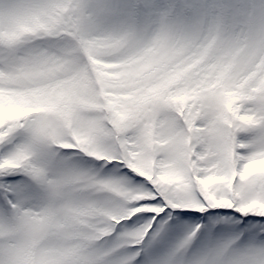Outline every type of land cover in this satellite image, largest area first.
<instances>
[{
  "label": "snow or ice",
  "instance_id": "obj_1",
  "mask_svg": "<svg viewBox=\"0 0 264 264\" xmlns=\"http://www.w3.org/2000/svg\"><path fill=\"white\" fill-rule=\"evenodd\" d=\"M226 10L225 0H17L0 13V113L39 106L38 68L73 70L72 50L61 47L65 40L87 44L91 56L95 48L125 45L140 21L167 27L193 15L219 23ZM95 105L93 112L102 116H85L82 109L64 115L60 109L54 119L44 113L0 119V190L6 205L0 264H134L120 258L119 250L142 241L157 217L154 236L170 227L166 209L232 208L264 217V168L256 167L264 163V61L250 60L215 81L146 89L120 111L123 119L106 99ZM101 137L111 146L106 154L111 160L93 155L103 147ZM66 143L96 161H118L145 183L58 161L54 148ZM149 157L151 179L131 167ZM16 173L30 183L10 187ZM169 173L181 182L161 183L158 178ZM138 192L149 198L135 199ZM138 213L148 214L142 225L117 231L121 220L142 219ZM258 231L264 232V223ZM230 250L233 264H264V236L259 243L225 240L211 255L220 258Z\"/></svg>",
  "mask_w": 264,
  "mask_h": 264
},
{
  "label": "clouds",
  "instance_id": "obj_2",
  "mask_svg": "<svg viewBox=\"0 0 264 264\" xmlns=\"http://www.w3.org/2000/svg\"><path fill=\"white\" fill-rule=\"evenodd\" d=\"M16 3L0 0V13L6 14ZM225 4L227 10L219 23L193 15L167 27L140 21L134 38L119 49H92L91 57L111 66L108 69L119 79L99 80L96 66L90 63L89 46L65 40L61 47L72 50L68 59L74 61L73 70L38 68L41 95L63 110H80L85 102L96 104L106 99L114 112H120L146 89L169 84L180 89L215 81L229 70L240 71L250 60L264 61V0H225ZM3 30L7 31V25ZM111 92L117 95H109ZM66 191L71 192V187ZM205 258L208 264H233L234 253L230 250L216 258L210 252ZM205 258L195 264H204Z\"/></svg>",
  "mask_w": 264,
  "mask_h": 264
},
{
  "label": "rangeland",
  "instance_id": "obj_3",
  "mask_svg": "<svg viewBox=\"0 0 264 264\" xmlns=\"http://www.w3.org/2000/svg\"><path fill=\"white\" fill-rule=\"evenodd\" d=\"M114 2H125V0H114ZM2 59L3 54L0 53V60ZM90 63H94L96 66V76L99 80L119 79L117 74L107 70L111 66L105 65L102 61L96 60L95 57L90 56ZM108 94L113 97L117 95L115 92ZM38 99V107L41 108H30L27 112L0 113V119L5 118V116H27L33 113H44L50 119H54L56 115L60 114V108L56 104L47 102L42 95ZM95 107V104L85 102L81 109L84 114H87L93 112ZM63 114L67 115L68 110L64 109ZM118 114L121 119L124 118V112H119ZM85 123L91 125L92 121L88 119ZM101 144L103 147L99 152L93 153V155H96L101 159H113V157L106 155L107 152L111 151V146L103 139V137H101ZM54 150L57 153V160L62 161L72 168L99 172L102 175H128L131 176L137 184L145 183L142 178L135 177L134 174L129 173L127 169L120 167L118 161L102 163L96 161L94 158L85 156L75 148L55 147ZM151 164L152 161L149 157L141 159L136 165L131 166L139 175L151 178ZM256 167L264 168V163H258ZM145 168H148L149 171H145ZM15 175L18 177V180L8 181L10 187L23 186L25 182L30 183L28 178L22 173H16ZM158 179L164 184H178L181 182V177L174 173L160 176ZM134 198H149V194L146 192H138ZM31 203H39V199H33ZM5 207L3 192L0 190V222H3L5 219ZM218 209L209 211L205 210V212H199L192 208L166 209L165 211L170 213L172 217V219L168 221L170 227L159 235L154 236V231L158 227L159 222V217H157V220L153 223V228L149 229V232L144 239L136 244L129 243L125 245L123 249L119 250V257L131 259L134 264H195L196 261L205 258L213 248L225 240L232 239L237 245H239L241 241L245 244L260 242V238L261 236H264V232H259L258 229L259 225L264 223V217L253 218L251 217V214H249V216H244L235 212L232 208ZM134 211H139V209ZM184 212L191 213L192 215H181V213ZM131 214L132 213H129V215ZM137 215L141 216L142 219L137 220L135 216L130 219H125L127 217L120 216L119 219L125 220H121L120 222L117 221L119 222L117 224V231H125L139 227L145 222L148 216V214L139 213ZM160 215L163 216L165 214L161 213ZM200 217H204V219H200ZM112 218L117 219L116 216H113ZM246 221L247 224L245 223ZM210 223L212 224L211 228L208 227ZM197 225L200 227L196 230V234L191 240L185 243V236L188 235L192 229L196 228ZM240 225H245V227L240 228ZM217 229H223V231H217ZM246 235H248L247 240H245Z\"/></svg>",
  "mask_w": 264,
  "mask_h": 264
},
{
  "label": "trees",
  "instance_id": "obj_4",
  "mask_svg": "<svg viewBox=\"0 0 264 264\" xmlns=\"http://www.w3.org/2000/svg\"><path fill=\"white\" fill-rule=\"evenodd\" d=\"M36 108H41V107H36ZM218 209V208H217ZM217 209H210V210H217ZM219 210V209H218Z\"/></svg>",
  "mask_w": 264,
  "mask_h": 264
}]
</instances>
